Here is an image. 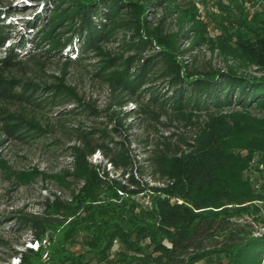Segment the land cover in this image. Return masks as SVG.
Here are the masks:
<instances>
[{
    "label": "trees",
    "instance_id": "1",
    "mask_svg": "<svg viewBox=\"0 0 264 264\" xmlns=\"http://www.w3.org/2000/svg\"><path fill=\"white\" fill-rule=\"evenodd\" d=\"M50 1L45 22L39 13L26 21L33 33L29 39L20 35L19 47L25 42L46 45L40 54L47 56L67 46L74 57L99 56L94 74L116 93V105L135 101L149 114L169 112L184 133L172 139V134L160 136L145 150L149 183L142 179V168L137 166V173L131 169L133 160L122 141L108 139L103 129L79 131L76 144L69 146L71 170L65 172L79 183L70 200L46 197L40 213L14 217L17 228L28 229L35 240L51 228L67 234L54 242L50 258L56 264H264V214L244 205L256 201L264 210V76L248 77L226 63L223 69L213 67L191 55V46L178 49L180 40L202 44L203 25L193 23L170 40L163 25L167 14L148 23L134 0ZM212 3L222 14L214 47L239 68L255 66L264 72V0ZM6 32L0 24V48ZM112 40L126 56L100 51L99 44ZM153 41L161 48L155 51ZM15 57L13 47L0 57V100L37 109L67 102L57 91L39 99L41 89L7 79L3 71L18 64ZM254 106L262 111L261 118L246 113ZM114 117L116 131L121 123L118 113ZM10 121L3 119V133L25 135L23 123ZM230 140L245 151H235ZM96 150L119 173L91 162L88 157ZM255 151L262 169L257 186L242 175ZM137 193H146L149 204L130 198ZM52 214L57 215L54 220L48 218ZM78 235L83 250H67L64 243L71 244ZM113 239L118 247L111 252ZM218 253L222 261L216 259ZM17 254V264H30L31 257L40 255V246Z\"/></svg>",
    "mask_w": 264,
    "mask_h": 264
},
{
    "label": "rangeland",
    "instance_id": "2",
    "mask_svg": "<svg viewBox=\"0 0 264 264\" xmlns=\"http://www.w3.org/2000/svg\"><path fill=\"white\" fill-rule=\"evenodd\" d=\"M134 1L141 16L148 23L154 24L161 15L167 14L163 25L164 32L172 35L170 40H173V35L178 31L190 29L193 23L203 25L202 44L195 46L190 44L191 39L180 40L177 42L178 49L191 46V55L209 61L213 67L223 69L226 63L234 65L238 73L248 77L264 76V72L257 70L255 66L239 68L235 61L214 47L213 40L221 27V24L216 23L220 21L218 15L221 12L219 7L212 3L214 0H162L158 6L150 5L157 0ZM50 2V0H0V24L8 35L0 48V57L8 48L13 47L18 63L3 71V75L7 79L41 89L39 99L57 91L67 101L65 104L45 105L37 109L25 103L0 100V264H17L19 262L17 252L35 246H40V255L31 257L30 264H56L54 263L56 261L50 258L51 251L55 253L54 242L63 239L67 234L63 235L58 228H51L45 231L40 240H35L28 229L17 228L14 217L18 214L40 213L44 199L46 197L51 199L54 194L60 199L70 200L71 191L79 183L65 172L71 170L69 146L76 144L79 131L103 129L108 133V139L122 141L133 160L131 169L137 173L136 167L142 168V179L149 183L152 181L149 177L150 169L145 166V150L160 136L172 134V139L175 134L184 131L181 122L169 112L156 115L154 111L153 114H149L143 112V108L140 111L141 106L135 101L116 105L114 97L116 93L94 74L99 56L91 54L79 58L81 55L77 54L74 57L67 46L61 49L59 54L47 56L40 54L45 51L46 45L33 46L32 43L25 42L19 47L17 44L19 36L29 39L33 33L29 27L26 28V21H31L34 15L39 13L41 22H45L46 14L51 7ZM2 12L5 13V17L2 16ZM188 34L192 37L193 31L189 30ZM152 44L155 51L160 47L154 41ZM98 47L100 51L110 54H118L122 50L116 40L99 44ZM121 53L123 57L127 55ZM177 58L180 61L188 60L187 56ZM17 90L18 87L15 88V91ZM115 113H118L117 119L121 123L116 131L112 130ZM246 113L254 119L261 118L263 114L260 108L255 106ZM6 117L11 120L10 122L23 123L26 128L23 131L25 135L13 138L3 133L1 127ZM238 144L236 140L229 141V146L232 148L234 146L235 151H245L237 149ZM88 159L93 163L105 164L112 174L119 173V169L114 171L111 165H108L100 151H94ZM242 175L255 186L260 183L262 169L258 151L252 153ZM130 198L142 206L149 204L146 193H137ZM246 204L254 211L264 214V210L260 209L262 206L260 203L251 201L245 202L244 205ZM53 216L57 215L52 214L48 218L54 220ZM79 238L78 235L71 244L64 243V246L74 253L80 252L84 247L79 243ZM117 247L118 242L113 239L110 251L113 252ZM214 257L216 256L212 258ZM216 259L222 261L223 254L218 253ZM201 262L198 261L197 264Z\"/></svg>",
    "mask_w": 264,
    "mask_h": 264
},
{
    "label": "built area",
    "instance_id": "3",
    "mask_svg": "<svg viewBox=\"0 0 264 264\" xmlns=\"http://www.w3.org/2000/svg\"><path fill=\"white\" fill-rule=\"evenodd\" d=\"M245 5L248 7V5L245 3ZM263 259H264V256H263Z\"/></svg>",
    "mask_w": 264,
    "mask_h": 264
}]
</instances>
